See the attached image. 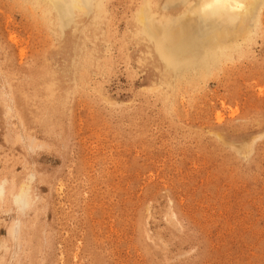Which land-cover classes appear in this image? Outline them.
<instances>
[{
  "label": "rangeland",
  "instance_id": "rangeland-1",
  "mask_svg": "<svg viewBox=\"0 0 264 264\" xmlns=\"http://www.w3.org/2000/svg\"><path fill=\"white\" fill-rule=\"evenodd\" d=\"M28 1L0 0V179L34 173L16 249L4 185L0 264H264V8L242 53L175 86L134 36L141 0L62 37Z\"/></svg>",
  "mask_w": 264,
  "mask_h": 264
},
{
  "label": "bare ground",
  "instance_id": "bare-ground-1",
  "mask_svg": "<svg viewBox=\"0 0 264 264\" xmlns=\"http://www.w3.org/2000/svg\"><path fill=\"white\" fill-rule=\"evenodd\" d=\"M29 1L41 10V18L52 28L55 27L58 37H62L67 28L77 30L81 18L90 12L92 20L97 23L105 13L101 0ZM263 8L264 0H159L154 6L150 0H141V5L136 12L134 10L133 17L137 24L134 36L150 44L146 46H151L148 53L153 51L158 56L163 71L175 78V86L185 83L186 79L205 82V78L218 72L224 60L232 58L234 53H242L243 45H248L257 32ZM81 44L84 46V41ZM28 140V143L33 142L32 139ZM33 179L32 172L27 173L26 178L17 185L14 184L15 180L0 179L1 212L10 213L11 210L3 204L4 185L16 188L15 193L9 194L16 216L11 218L12 221L10 219L11 223L6 225L5 230L15 249L21 238L18 218L31 204L29 189ZM8 247L2 237L0 249L6 252ZM13 252L17 254L16 250ZM12 263V260L6 261V264Z\"/></svg>",
  "mask_w": 264,
  "mask_h": 264
}]
</instances>
